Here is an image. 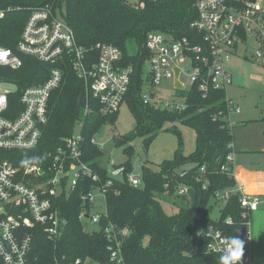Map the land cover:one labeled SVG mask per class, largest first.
Masks as SVG:
<instances>
[{
	"label": "built area",
	"instance_id": "1",
	"mask_svg": "<svg viewBox=\"0 0 264 264\" xmlns=\"http://www.w3.org/2000/svg\"><path fill=\"white\" fill-rule=\"evenodd\" d=\"M130 1L137 5L140 0ZM260 2L262 0H196L197 18L191 25L197 33L195 41L160 32L149 34L144 46L146 62L150 65L147 78L143 77L144 103L160 109L184 111L188 108V94L193 88L204 100L213 92L224 91L225 109L216 113L214 119L224 121L233 131L231 116L239 115L241 110L227 94L233 84L228 65L242 46L252 42L250 58L264 68V10ZM6 11L10 9H0V21ZM96 50L98 55L95 58L93 52L78 44L74 30L53 5L31 11L16 48L0 46V151L32 152L38 149L49 122L50 98L61 87L67 65L84 83L85 116L91 112L89 97L98 101L100 115L110 117L119 112L130 90L134 67L123 64V53L115 46L97 45ZM22 57L49 66L48 78L30 86L15 83L11 73L23 67ZM184 64H188L190 71L183 69ZM177 69L180 70L177 80L183 90L175 87ZM184 74L190 79L188 91L182 81ZM169 81L173 83V98L180 97L181 104L175 100L166 102L160 97V87ZM83 124L79 121L76 126L83 129ZM84 140L82 131L77 135L73 132L56 152L27 164L23 169L12 161L0 160V257L4 264H36L34 240L38 230H42L46 239L57 247L68 221L53 200L63 194L71 197L78 189L83 192L79 221L85 233L103 234L107 243L106 262L91 258L67 261L65 256H56L52 264H127L123 247L130 230L119 229L111 223L105 194L106 187L115 180L123 181L124 167L107 169L110 178L103 184L84 160ZM91 143L97 145L94 138ZM229 147L233 152L227 156L221 172L236 181L234 142ZM201 172L204 173L205 169L202 168ZM128 181L133 187H143L141 175L131 173ZM196 181L201 183L200 178ZM91 185L92 190L86 192ZM188 188L185 185L180 188L179 195H187ZM202 189H207L206 183ZM235 193L240 194L242 217L247 220V230L242 236L244 255L241 264H252L247 247L251 239L248 229L251 215L258 211L261 201L259 196L245 192L237 182L233 190L217 192L216 199L227 203ZM97 194L103 198L104 208L94 212ZM226 223L231 225L233 220L229 218ZM88 225L98 230L88 232ZM202 234L209 241L208 253L220 256L229 237L213 226L199 232L198 236Z\"/></svg>",
	"mask_w": 264,
	"mask_h": 264
},
{
	"label": "trees",
	"instance_id": "2",
	"mask_svg": "<svg viewBox=\"0 0 264 264\" xmlns=\"http://www.w3.org/2000/svg\"><path fill=\"white\" fill-rule=\"evenodd\" d=\"M195 3L196 0H140L137 5L130 0H0V9H10L0 21V46L15 49L31 11L51 4L72 27L78 44L93 52L95 58L97 45H111L122 51L125 66L134 67L124 103L132 112L136 127L132 134L114 138L117 147H125L128 161L119 166L124 167L123 181L115 180L105 192L109 220L119 229L130 230L123 247L127 264H219L220 256L208 253L209 241L204 234L198 236V233L213 226L229 238L237 236L242 240L247 230L238 193L231 195L217 221L211 218L218 202L216 193L236 188V181L221 172L227 156L233 152L229 147L233 142V131L224 121L214 119L216 113L225 109V92H213L204 100L193 88L188 94V108L184 111L160 109L145 104L142 98L143 68L147 58L144 46L148 35L160 32L195 41L197 33L191 28L197 18ZM131 39L139 48L136 56H129L126 51V42ZM22 58L23 67L11 73L15 83L30 86L48 78L49 66L32 58ZM86 103L84 83L67 65L61 87L50 98L49 122L38 149L32 152L0 151V160L12 161L23 169L27 164L56 152L73 134L76 124L82 121L84 160L106 184L110 177L101 163L103 150L91 141L104 126L115 123L118 113L110 117L100 115L98 101L89 97L91 112L85 116ZM178 121L195 131V151L185 155L178 134L179 147L174 157L158 165V170L144 165L141 172L143 187H133L128 176L133 172L131 159L135 156V148L130 144L142 138L148 147L166 123ZM197 178L201 183L196 181ZM205 183L207 189L203 190ZM92 185L86 192L92 190ZM184 185L196 191L194 208L190 207L187 195H179V189ZM82 193L78 189L71 197L63 194L53 200L67 219L68 227L57 247L46 239L42 230L36 231V264H52L56 256H65L67 261L91 258L106 262L107 243L103 234L85 233L79 221ZM175 194L183 204L176 214L168 215L159 198ZM229 218L233 220L231 225L226 223ZM0 264H4L1 257Z\"/></svg>",
	"mask_w": 264,
	"mask_h": 264
},
{
	"label": "rangeland",
	"instance_id": "3",
	"mask_svg": "<svg viewBox=\"0 0 264 264\" xmlns=\"http://www.w3.org/2000/svg\"><path fill=\"white\" fill-rule=\"evenodd\" d=\"M135 1L137 2L138 0ZM260 4L264 10V0ZM125 47L129 56L137 55L139 48L134 40H128ZM251 53H253L252 42L247 46H242L238 51V57H234L229 65V71L233 75V88L230 89L229 94L230 96H238L240 98L239 104L236 102L235 104L241 110L240 116L235 114L231 116L235 151L238 149L237 153L235 152V156L240 155V144L247 142V140H250V143L255 145H264V68L250 61ZM245 57L249 60L245 59ZM182 67L185 71H190L188 64H184ZM143 71V77L146 76L147 78L150 72V65L146 61ZM182 81L188 91L190 89V79L184 74L182 75ZM173 94V83L171 81L166 82L160 87V97L162 99L166 100V102L175 100L176 103L181 104L182 99L180 97L174 99ZM135 127V118L127 103H124L118 112L115 123H108L94 137L100 149L102 146V166L111 170L114 166H120L128 161V156L124 154L125 147H117L114 138H122L123 136L132 134ZM81 131L82 129L79 126L74 128L75 135ZM178 134H180L183 142L184 154H192L196 146L195 131L180 121L166 123L158 133L156 139L148 147L144 144V139L142 138H138L132 142L130 145L135 148V156L131 159L133 166L132 175L140 176L144 165L158 170V165L163 161L172 159L179 147ZM238 163L240 165H250L254 162L247 161V164H244L238 161ZM187 168L189 167H185V169ZM159 201L163 210L168 215L176 214L183 204L180 199L176 198V194L160 197ZM224 205V200H219L214 205L211 213V218L214 221L219 219L220 211ZM103 208L104 200L101 195L97 194L94 212L101 211ZM258 210L251 215V226L248 229L251 239L247 243V247L252 264H264V204L260 205ZM93 230H98V228L88 225L87 231L92 232Z\"/></svg>",
	"mask_w": 264,
	"mask_h": 264
},
{
	"label": "crops",
	"instance_id": "4",
	"mask_svg": "<svg viewBox=\"0 0 264 264\" xmlns=\"http://www.w3.org/2000/svg\"><path fill=\"white\" fill-rule=\"evenodd\" d=\"M234 57H238V55ZM245 59L248 58L245 57ZM250 61H252L251 58ZM229 65H228V69H229ZM231 88H233V84L228 89V95L234 102L239 104L240 98H238V96L236 97L230 96L229 91ZM240 114L238 116H240ZM263 146L264 145H255L253 143H250V140L241 143L239 149L241 152L239 156L237 155L235 156V164H234V173H235L236 182L244 188L245 192L259 196L261 201L260 205L264 204V147ZM237 150L238 149H236V151ZM238 161L244 164H247L246 163L247 161L254 163L250 165H240Z\"/></svg>",
	"mask_w": 264,
	"mask_h": 264
},
{
	"label": "clouds",
	"instance_id": "5",
	"mask_svg": "<svg viewBox=\"0 0 264 264\" xmlns=\"http://www.w3.org/2000/svg\"><path fill=\"white\" fill-rule=\"evenodd\" d=\"M243 255L244 242L237 236L230 237L219 257V264H241Z\"/></svg>",
	"mask_w": 264,
	"mask_h": 264
},
{
	"label": "water",
	"instance_id": "6",
	"mask_svg": "<svg viewBox=\"0 0 264 264\" xmlns=\"http://www.w3.org/2000/svg\"><path fill=\"white\" fill-rule=\"evenodd\" d=\"M176 82H175V87L178 89V90H183V86L179 83V81L177 80V78H178V76H179V72H180V70L179 69H177L176 71ZM187 197H188V199H189V201H190V207L191 208H194V206H195V204H196V200H197V194H196V191L193 189V188H191V187H189L188 189H187Z\"/></svg>",
	"mask_w": 264,
	"mask_h": 264
}]
</instances>
